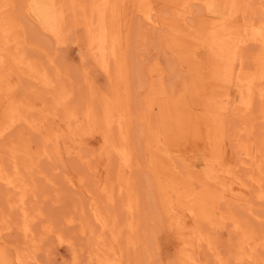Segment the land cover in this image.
Listing matches in <instances>:
<instances>
[{
  "label": "rangeland",
  "instance_id": "rangeland-1",
  "mask_svg": "<svg viewBox=\"0 0 264 264\" xmlns=\"http://www.w3.org/2000/svg\"><path fill=\"white\" fill-rule=\"evenodd\" d=\"M76 1L84 8L0 0V167L12 177L22 152L36 162L15 176L29 185L23 204L0 181V264H260L264 247L244 260L228 222L264 242V204L248 206L251 178L264 180V105L249 82L262 72L263 91L264 65L254 64L264 57V0H110L134 119L113 110L110 130L104 109L119 75L111 56L104 71L89 51L80 17L91 0ZM242 101L247 121L236 114ZM246 126L263 148L253 144L252 159L238 148Z\"/></svg>",
  "mask_w": 264,
  "mask_h": 264
},
{
  "label": "bare ground",
  "instance_id": "bare-ground-1",
  "mask_svg": "<svg viewBox=\"0 0 264 264\" xmlns=\"http://www.w3.org/2000/svg\"><path fill=\"white\" fill-rule=\"evenodd\" d=\"M109 1L110 0H91L90 1V3L88 4V10L87 11H85L84 13H82L81 14V19H82V22H83V27L85 28V30L89 33V37H88V44H87V47L89 48V51H97L96 53H98V56H97V58H99V63L104 67V71H105V69L106 68H108L107 67V55H109V56H111L113 59H114V62H115V67H114V72L116 73V74H118L119 76V78H117L116 79V94H115V99L112 101V103H106L105 104V106H107V107H105V109H104V111H105V114L107 115V117L109 118V121L110 120H112V117L114 116L113 114H112V111L114 110H116L117 112H118V114H117V116L118 117H121V116H126V121H128L129 120V122L131 123V125L133 124V120L134 119H131V116L129 117V104L131 103H129V100H130V94H129V90L127 89V86H128V82H129V72L128 71H126V69H125V67H124V57L122 56L123 55V52H124V50H125V41H123L122 40V37H121V39H118L117 38V36L115 35V30H114V32L112 31V30H110L109 28H108V24L110 23V22H112V20H113V16H114V13H113V11H114V9H112V7H109L108 5V3H109ZM136 1V5H139V6H145L144 4H143V0H138V2H137V0H135ZM148 1V0H147ZM73 2H75V4L73 5L74 6V9L75 10H77V9H83L84 8V6H83V3L80 1V2H77L76 0H73ZM146 2V1H145ZM144 2V3H145ZM123 3V2H122ZM146 3H148V2H146ZM111 4V3H110ZM147 6V5H146ZM140 8V7H139ZM147 8V7H146ZM148 8H149V6H148ZM147 8V9H148ZM263 8H264V6H263ZM117 9V8H116ZM141 9V8H140ZM145 9V8H144ZM100 10V11H99ZM97 11H99V13H98V18L97 19H95V13L97 12ZM148 11V13H150L149 12V10H147ZM261 12H263V11H261ZM120 13V12H119ZM254 13H255V11H254ZM121 14V13H120ZM143 14H144V12H143ZM142 14V15H143ZM148 15V14H147ZM150 15V14H149ZM148 15V16H149ZM144 17H147V16H145V15H143ZM145 19H147V18H145ZM144 19V20H145ZM148 21V20H147ZM151 21V20H150ZM76 22V21H75ZM80 22H81V20H80ZM247 22V21H246ZM262 22V21H261ZM78 23H79V21H78ZM111 24V23H110ZM257 27V26H256ZM255 27V28H256ZM259 27V26H258ZM263 28H264V26H263ZM254 29V28H253ZM256 31H258V30H253V35H252V37L254 38V40L256 41V39H258L259 38V33H260V31H259V33L258 32H256ZM262 31V30H261ZM263 31H264V29H263ZM262 31V32H263ZM262 34V33H261ZM121 35H122V33H121ZM262 36V35H261ZM129 39V38H128ZM84 40H86V39H84ZM254 41V42H255ZM260 41V40H259ZM118 47V48H117ZM254 53V52H253ZM262 53V52H261ZM91 54V53H90ZM87 55H89L88 54V52H87ZM256 56V54H253V56ZM261 55V54H260ZM93 56H94V54H93ZM252 56V57H253ZM95 57V56H94ZM94 57H93V60H94ZM91 58V57H90ZM256 58V57H255ZM253 59H254V57H253ZM95 61V60H94ZM254 61H252V63H253ZM261 64H263L264 65V57H259L258 59H257V61L255 62V64H254V67H260V66H262ZM113 65V64H112ZM253 67V66H252ZM263 67V66H262ZM112 68H113V66H112ZM263 69V68H262ZM253 70H257V69H253ZM106 72H108L107 70H106ZM105 73V72H104ZM121 73H123V75H121ZM252 73H254V72H252ZM260 73H262V72H260ZM260 73H254V75H252V78H253V76H254V78L253 79H251V78H249V82L250 83H255V85L256 86H253V84L251 85V95L252 96H256L257 94H258V96H257V99L259 100V105H264V104H262V103H264V88H263V91H262V89H261V87L259 86L261 83H263V82H259L260 80H262L263 79V76L262 75H260ZM249 76H250V74H249ZM108 79H110V78H108ZM260 83V84H259ZM115 86V85H114ZM250 88V87H249ZM260 91H262V92H260ZM123 93H125V95H123ZM263 94V97H260L261 95ZM108 98V97H107ZM88 102H91V100L90 101H88ZM243 102L244 101H242V105L244 106V107H238V108H240V109H238L237 110V112H236V114H237V116H238V114L239 113H241L240 114V116L241 117H243L245 120H246V118L249 120L250 118L249 117H247V112L249 111V109H250V104L249 103H247V101H245L244 102V104H243ZM92 103V102H91ZM246 109H248L247 111H246ZM113 111V112H114ZM115 111V112H116ZM261 121L264 123V108H262L261 109ZM52 112V111H51ZM253 112V111H252ZM251 113V112H250ZM250 113H249V115H250ZM115 114V115H116ZM253 114V113H252ZM256 117H257V115H256ZM113 119H114V117H113ZM116 120L121 124V121H120V119L119 118H117L116 117ZM113 122H114V120H112ZM116 121V122H117ZM124 121V120H123ZM247 121V120H246ZM117 122V124H116V126L117 125H120L119 123ZM110 123V125L108 126V130H110V129H112V123H111V121L109 122ZM108 123V124H109ZM128 125V124H127ZM123 126H124V124H123ZM122 126V127H123ZM130 126V125H129ZM242 126V125H241ZM101 127V126H100ZM131 127V126H130ZM102 128V127H101ZM129 128V127H128ZM246 128H247V126H246ZM244 128L243 130V132H244V135H247V139L246 140H244L243 142H241L240 144H238V148H241L244 152H245V154H246V156H248L249 158H254L255 157V155L257 154V152H258V150H256L257 148L256 147H254L253 146V142L251 141V140H249V138L251 137V135L252 134H254L255 133V128L254 127H251V128ZM123 129V128H122ZM128 131V130H127ZM127 131H125V130H123V132H121L122 134H120V135H118V136H123V138H125L126 137V134H127ZM240 132H241V130H240ZM101 135H103V133H104V131L103 130H101ZM105 134V133H104ZM239 135V134H238ZM255 136V135H254ZM101 137V136H100ZM117 137V136H116ZM259 137V136H258ZM257 137V138H258ZM122 138V137H121ZM122 138V139H123ZM120 139V138H119ZM116 140V139H115ZM117 140H118V137H117ZM254 140H256V139H254ZM105 141H106V139H105ZM119 141V140H118ZM121 141V140H120ZM126 141V140H125ZM124 141V142H125ZM108 142V141H107ZM127 142V141H126ZM121 143H123L122 141H121ZM252 144V145H251ZM258 142L257 143H255L254 145H256V146H258ZM15 145H17V144H15ZM108 145V144H107ZM118 147V146H117ZM117 147H116V149H117ZM121 147V149L123 148L122 146H120ZM259 148H261L260 146H258ZM21 148V147H20ZM109 148H110V146H109ZM256 148V149H255ZM9 150H11V151H13L12 149H15V146H10V148H8ZM115 149V150H116ZM129 151V150H127V149H124V151ZM237 150V149H236ZM25 151V150H24ZM261 151H263V148H261ZM14 152V151H13ZM17 152V151H16ZM120 152V151H119ZM122 152H123V149H122ZM238 152V151H237ZM240 152V151H239ZM15 153V152H14ZM121 153V152H120ZM14 155V157L12 156V166H9L10 168H11V170H12V172H13V175H12V177H9V174H7L6 172H4L1 168H2V166L0 167V181L6 186V188L7 189H10L9 191H11V189H13L12 191H16V196L19 198L18 199V204H19V201L23 204V202H24V195H27L26 194V189H28L27 187L29 186L28 185V183H23L21 186L20 185H17V181L15 180V176H17V174L19 173V171H20V169L24 166V165H27V166H29L30 168H31V170H34L32 167L34 166L33 164H35V166H36V162H35V159L32 157V156H30V155H28V154H25V153H16V154H13ZM128 155H130L129 153H128ZM261 155H264L263 153L261 154ZM123 156H124V154H123ZM239 156V155H238ZM258 156V155H257ZM122 157V156H121ZM124 157H126V156H124ZM123 158V157H122ZM129 158H130V156H129ZM248 158V159H249ZM261 159V158H260ZM123 160H124V158H123ZM257 160V159H256ZM263 160V159H262ZM259 161V160H258ZM128 162V161H127ZM242 161L240 160V163H241ZM245 162V161H244ZM248 162H252V161H250V159H249V161ZM254 159H253V163H250L252 166H253V164H254ZM263 163H264V160L262 161ZM124 163V162H123ZM126 163V162H125ZM262 163V164H263ZM246 164V163H245ZM249 164V165H250ZM33 165V166H32ZM239 165V164H238ZM248 165V164H247ZM32 166V167H31ZM254 166H255V164H254ZM245 167H243V169H244ZM253 168V167H252ZM251 168V169H252ZM249 169V168H248ZM251 169H249L248 171H250ZM247 170V168H245V171ZM8 172H9V170H7ZM37 171H39V170H37ZM34 172H36V171H34ZM39 173H40V171H39ZM36 174V173H35ZM236 174V173H235ZM23 175V174H22ZM32 176V175H31ZM254 176V175H253ZM260 176V175H259ZM263 176V175H262ZM257 177H258V175H257ZM264 177V176H263ZM18 178V177H17ZM31 178V177H30ZM249 178V177H248ZM259 178H261V177H259ZM236 179V178H235ZM18 180V179H17ZM24 180V179H23ZM33 180V179H32ZM251 180H252V182L253 183H255L254 184V187H256V189H257V191H255L252 195H250V204H248V206H249V208H251L253 205V202L255 201V202H262L261 204H264V180H262V178L261 179H256L255 177H253V178H251ZM19 181V180H18ZM21 181V180H20ZM25 181V180H24ZM34 181V180H33ZM236 181V180H235ZM26 182V181H25ZM6 183V184H5ZM32 183V182H31ZM251 182H248L247 183V185H249ZM18 184H21V182L20 183H18ZM252 184V183H251ZM250 184V185H251ZM11 185H13V186H11ZM26 185V186H25ZM247 185H246V187H247ZM10 186V187H9ZM35 188V187H34ZM31 189H33V188H31ZM35 190H36V188H35ZM34 190V192L36 193V191ZM33 191V190H32ZM131 191V190H130ZM130 191H128V192H130ZM33 192V193H34ZM132 192V191H131ZM13 194V193H12ZM129 194V193H128ZM12 196V195H11ZM17 197H16V199L14 200V199H12V200H14V201H16V202H14V204L16 203V205H17ZM11 199V198H10ZM26 199V198H25ZM171 200V199H170ZM13 202V201H12ZM25 202H28L27 200L25 201ZM10 203V205L12 204L11 203V201L9 202ZM21 203H20V205H21ZM95 203V202H94ZM172 203H174V202H172ZM96 204V203H95ZM175 205V204H174ZM259 205V204H258ZM22 207H23V205H21ZM18 207H20V206H18ZM21 207V208H22ZM130 207V206H129ZM171 207H172V205H171ZM82 208V207H81ZM169 208H170V206H169ZM24 209V208H23ZM28 208H26V210H27ZM172 211V210H171ZM22 212V211H21ZM30 212V211H29ZM96 212V209L94 208V210H93V213H95ZM23 213H24V211H23ZM22 213V214H23ZM25 214H26V212H25ZM98 214V213H97ZM168 214H169V212H168ZM20 215V214H19ZM26 215H24V217H25ZM33 216V215H32ZM95 216V215H94ZM93 216V217H94ZM108 217L107 218H109V215H107ZM253 216V215H252ZM27 217V216H26ZM25 217V218H26ZM241 217V216H240ZM95 218V217H94ZM188 218V217H187ZM234 218H236V217H234ZM24 219V218H23ZM102 219V218H101ZM19 220V219H18ZM33 220V219H32ZM31 220V221H32ZM94 220H96V219H94ZM100 220V219H99ZM238 220V219H237ZM236 219H230V221L228 222L229 224V226L232 228L233 227V229H235L237 232H238V239H239V241H240V243H239V245H238V248H239V250H242L243 252H246V258H243L244 260L246 259V260H249L250 262L251 261H254V259H255V255L257 254V252H258V250L259 249H261V247H264V242L263 241H261L263 238L261 237V238H259V236H257V237H255V236H247V235H245L244 234V232H241L240 234H239V228H240V225H239V221H237ZM256 220V219H255ZM261 220V219H260ZM263 220V219H262ZM21 221V220H20ZM71 221V220H70ZM103 221V220H102ZM29 222V221H28ZM98 222V221H97ZM264 222V221H263ZM262 224V223H261ZM21 225V224H20ZM25 225H26V223H25ZM98 225H99V223H98ZM131 224L129 223V226H130ZM106 229V231L108 230L109 232H108V235L110 236L109 237V239H108V241H110V243L111 242H116V234H114L113 233V230H112V228L110 227V225L109 224H107L106 222H104V225H103ZM20 227V226H19ZM99 227V226H98ZM47 228V227H46ZM82 228V227H81ZM24 231H25V234H27V233H29L30 232V230H27V228H25V227H23L22 228ZM200 230V229H199ZM46 231H48V230H46ZM33 232V231H32ZM32 232H31V234H32ZM50 233V232H49ZM81 233V232H80ZM117 233V232H116ZM198 233V232H197ZM24 234V235H25ZM82 234V233H81ZM85 234H87L88 235V233L85 231ZM84 234V235H85ZM23 235V236H24ZM239 235H240V237H239ZM253 235H254V233H253ZM259 235V234H258ZM27 237H29V236H27ZM96 238V237H95ZM205 238V237H204ZM99 239V238H98ZM208 239V238H207ZM210 239V238H209ZM30 240V239H29ZM36 240V239H35ZM59 240V239H58ZM102 239H100V241H101ZM104 240V239H103ZM210 241H212V240H210ZM209 242V241H208ZM31 244H32V242H30ZM130 243V242H129ZM203 243V242H202ZM204 244H205V241H204ZM111 245L112 246H107V250H111L112 249V252L114 251V250H117V249H115L114 248V245L111 243ZM199 245H201V244H199ZM208 245V244H207ZM211 245V244H210ZM209 246V245H208ZM211 246H213V245H211ZM108 247H109V249H108ZM207 248H209V247H207ZM211 249V248H210ZM263 249V248H262ZM106 250V251H107ZM106 251L104 252V253H106ZM107 252H109V251H107ZM110 252L111 254H115L116 253V251H115V253L113 252ZM218 252V251H217ZM120 254V253H119ZM215 254H216V251H215ZM244 254V253H243ZM117 255V254H116ZM73 256V255H72ZM74 256H75V254H74ZM73 256V257H74ZM99 256H100V253H99ZM106 256V255H105ZM104 256V257H105ZM218 256V255H217ZM222 256V255H221ZM216 257V256H215ZM235 257H236V255H235ZM108 258V257H107ZM111 258V257H110ZM117 258V257H116ZM240 258V257H239ZM112 259V258H111ZM237 259V258H236ZM76 260H77V258L76 257H74L73 258V262L75 263L76 262ZM242 260V259H241ZM257 260V259H256ZM98 261V260H97ZM118 261H119V259H118ZM215 261V260H214ZM259 261V260H258ZM262 261V262H261ZM99 262V261H98ZM105 262V261H104ZM116 262V261H115ZM120 262V261H119ZM218 262V261H217ZM223 262V261H222ZM260 264H264V258H262L260 261ZM106 263V262H105ZM112 263V262H111ZM118 264V263H117ZM226 264V263H225Z\"/></svg>",
  "mask_w": 264,
  "mask_h": 264
}]
</instances>
